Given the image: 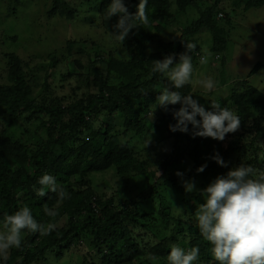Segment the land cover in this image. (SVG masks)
Segmentation results:
<instances>
[{"label": "trees", "instance_id": "16d2710c", "mask_svg": "<svg viewBox=\"0 0 264 264\" xmlns=\"http://www.w3.org/2000/svg\"><path fill=\"white\" fill-rule=\"evenodd\" d=\"M53 1L51 14L72 23L80 17L91 19L92 26L100 25L115 42L111 45L113 49L107 52L103 45L91 39H68V55L75 50L81 55L89 53L87 77H84L88 95L72 101L49 95L51 85L47 77L42 87L44 93L36 96V80L24 70L21 57L14 53L7 55L8 82H0V110L9 120L7 127L0 128V221L5 214H13L26 205L39 223H55L56 229L47 236L24 230L21 248L12 250L14 255L6 264H34L51 256L61 258L75 248L86 251L82 259L88 264H152L148 259L150 255L159 258L158 264H167L173 243L185 249L198 246L197 264H216L211 245L200 235L195 217V207L203 202L202 198L197 191L192 204L183 181L194 180L204 189L217 176L239 165L251 167L252 178L264 176V93L242 81L243 89L232 91L230 106H223L239 117L240 128L226 134L223 141L192 138L191 125L188 134L169 130V124L175 123L172 111L178 110L180 104L169 105L167 109L157 104L159 90L171 87V83L151 69L153 61L162 60L166 55L176 54L178 59V54L186 51L185 44L190 43L196 44L190 53L192 62L197 60L200 45L195 37L202 31L212 37L211 50L217 55L224 53L230 41L227 26L232 24V18L252 8L264 7V0H148L147 22L138 21L140 26L132 29L122 43L113 27L117 17L107 16L111 0ZM84 4L90 6L84 8ZM125 4L129 12L135 14L139 0H125ZM189 8L196 9L198 17L179 25L180 16H185ZM83 10L88 16L81 15ZM175 24L179 36L175 34L174 39L162 40L166 28ZM157 41L159 49L151 51L149 45ZM88 44L91 47L87 49L84 46ZM60 62L54 57L50 66L55 67ZM77 66L84 67L81 61H77ZM260 66L258 63L249 77ZM178 91L193 97L191 84ZM198 102L209 110L205 99ZM154 113L159 116L152 119L150 116ZM99 119L103 120L102 126L97 123ZM18 122L27 131H30L27 125L37 123V132H43L39 140L30 146L23 139L15 138L8 130ZM152 132L161 134L162 140L174 138L173 150L161 162L163 170L169 172L159 176V181L141 200L130 199L118 208L114 197L98 193L91 174L115 167L124 178L132 176L134 170L148 180L149 176L158 177V172L150 169L147 157H141L138 162L132 146L136 136ZM183 138L189 142L187 155L193 168L181 178L169 168L187 161L182 158ZM149 149L145 150L149 152ZM215 153H219L227 167H221L210 158ZM204 164L207 167L198 173L196 169ZM45 173L55 176L70 195L63 200L52 192L45 197L36 195L35 189L40 187L37 180ZM170 191H175L188 206H194L193 210L175 214L163 193ZM184 193L187 197L182 200ZM176 203L175 200L173 204ZM45 207L57 211L58 215L47 216ZM147 207L150 212H146ZM64 217L68 221L59 227ZM155 223L165 226L166 233H156L150 225ZM139 228L145 234L141 235ZM148 231L153 234L151 239L145 238L150 236ZM178 237L182 239L178 241ZM82 245L86 248L82 249Z\"/></svg>", "mask_w": 264, "mask_h": 264}, {"label": "rangeland", "instance_id": "374dc122", "mask_svg": "<svg viewBox=\"0 0 264 264\" xmlns=\"http://www.w3.org/2000/svg\"><path fill=\"white\" fill-rule=\"evenodd\" d=\"M53 5V0H0V82H8L9 58L7 55L14 53L21 57L24 70L28 76L35 78L36 96L44 93L42 87L45 85L44 81L47 77L48 83L51 85L49 95L66 97L67 101L84 98L89 92V87L84 79L87 77L86 65L89 61V53L81 55L75 50L74 54L68 55L66 53L68 39L80 37L91 39L103 45L102 48L107 52L113 49L111 45L115 41H113L114 39L111 40L107 32H103L104 29L100 25L92 26L91 19L86 20L80 17L72 23L67 18L51 14ZM89 6L90 4L83 5L84 8ZM175 9L176 7L173 8V10ZM83 11H81V15L88 16V13ZM198 15L196 9L189 8L185 16H180L178 24L185 25L197 18ZM227 28L230 32V41L227 50L220 55L211 50L212 37L208 32L202 31L195 37L200 45V54L197 60L193 62L194 73L190 84L193 87V98L196 100L205 99L208 107L213 100L221 103V106L229 107L232 91L243 89L242 81L244 80L264 93V7L252 8L241 13L240 16H234L232 24ZM175 34L177 36L180 34L176 29V24L170 28L167 27L161 35V39L164 41L174 39ZM158 46V41L153 42L149 45V49L157 51ZM84 47L88 49L91 45L88 44ZM54 57H58L61 62L52 67L50 64ZM202 57L206 59L203 64L200 62ZM77 61L83 63L82 69L77 66ZM258 63H261L260 69L249 77V73ZM207 77H211L215 82L211 91H205L199 83L200 80ZM158 116L154 113L150 117L155 119ZM7 117L0 110V128L7 127L9 123ZM97 123L102 126L103 120L99 119ZM27 127L30 131H27L25 126H21V122H18L9 127L8 131L15 135V138H21L31 146L32 143L39 140L38 136L43 132H37L38 126L34 122ZM161 136V134L155 135L152 132L143 137L136 136L132 143L138 162L142 160L141 157H147L150 169L157 171L158 177L149 176L150 180H148L146 176H140L134 170L132 176L124 178L117 173L115 167H112L105 172L91 174L93 185L98 193L106 197H114L118 208H121L122 203L130 199L142 198L152 185L159 181V176L165 175L164 173L167 175L169 172L163 170L161 162L167 154L171 153L175 142L174 138L162 140ZM181 143L183 145L182 158L187 161L175 163L169 169L174 174L183 170L184 175H186L191 172L193 163L189 161L187 155L188 140L183 138ZM147 147H150L149 152L145 150ZM192 181L197 190L202 189L199 183ZM196 192L187 193L192 204L195 202L193 195ZM163 193L171 203L175 214H182L185 211L190 213L193 210L194 206H188L181 201L175 191ZM182 196V200L187 197L186 193ZM155 200L159 201L157 196H155ZM175 200L177 203L173 204ZM145 209L146 212H150L148 207ZM197 209L198 207H195L196 211ZM67 221V217L62 218L58 226L63 227ZM150 225L154 227L156 233H166L165 226L161 223ZM139 229L141 235L145 234L141 228ZM148 232L150 236H145V238L150 237L151 239L153 234ZM24 237L25 235L22 239ZM181 239L182 237H178V241ZM173 245H178V243H173ZM81 248L84 249L86 246L82 245ZM13 249L8 251V258H12L14 255ZM84 252L86 251L75 248L65 253L64 257L51 256L46 261L43 260L34 264H88L82 259ZM199 264L204 263L200 262Z\"/></svg>", "mask_w": 264, "mask_h": 264}, {"label": "clouds", "instance_id": "9594fccd", "mask_svg": "<svg viewBox=\"0 0 264 264\" xmlns=\"http://www.w3.org/2000/svg\"><path fill=\"white\" fill-rule=\"evenodd\" d=\"M147 5L148 0H139L137 12L131 14L125 0H111L107 16L117 17L113 27L121 43L132 29L140 26L138 21L147 22ZM185 47L186 51L178 54V59L176 54H170L162 60L153 61L151 71L161 74L171 83V87L165 86L159 90L157 104L165 109L169 105L180 104L178 110L172 111L175 123L169 124L171 132L188 134L191 125L192 138L223 141L226 134L235 133L240 128V119L215 100L206 110L192 95H183L178 91L192 82L194 73L190 53L195 50L196 44H185ZM200 62L203 64L206 59L202 57ZM199 83L205 91H211L215 85L211 77ZM210 158L221 167H227L219 153ZM206 167V164L201 165L196 171L201 173ZM253 172L251 167L236 166L226 174L217 176L201 190L195 188L193 181H183L186 193L198 191L202 198L195 217L200 235L211 245V255L216 264H264V176L252 178ZM176 175L182 178L184 173L177 171ZM37 183L40 187L35 191L39 197L52 192L63 200L70 195L51 174H43ZM44 212L51 218L58 215L57 211L47 207ZM55 229V223H39L26 205L13 214H5L3 221H0V264H6L10 249L21 248L24 230L47 236ZM148 259L152 264H158V257L150 255ZM166 259L167 264H197L200 249L198 246L185 249L171 245Z\"/></svg>", "mask_w": 264, "mask_h": 264}]
</instances>
